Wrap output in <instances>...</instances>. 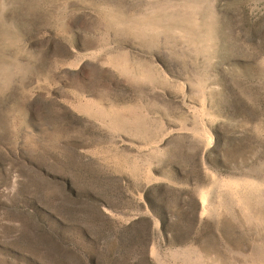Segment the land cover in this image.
<instances>
[{
    "label": "rangeland",
    "instance_id": "1",
    "mask_svg": "<svg viewBox=\"0 0 264 264\" xmlns=\"http://www.w3.org/2000/svg\"><path fill=\"white\" fill-rule=\"evenodd\" d=\"M0 264H264V0H0Z\"/></svg>",
    "mask_w": 264,
    "mask_h": 264
}]
</instances>
